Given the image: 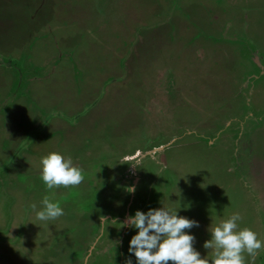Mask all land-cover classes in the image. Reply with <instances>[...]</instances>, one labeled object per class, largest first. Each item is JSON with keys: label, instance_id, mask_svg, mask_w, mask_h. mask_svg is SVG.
I'll return each instance as SVG.
<instances>
[{"label": "rangeland", "instance_id": "1", "mask_svg": "<svg viewBox=\"0 0 264 264\" xmlns=\"http://www.w3.org/2000/svg\"><path fill=\"white\" fill-rule=\"evenodd\" d=\"M50 151L78 185L44 186ZM176 200L201 256L234 212L264 245V0H0V264H135L99 216Z\"/></svg>", "mask_w": 264, "mask_h": 264}, {"label": "clouds", "instance_id": "2", "mask_svg": "<svg viewBox=\"0 0 264 264\" xmlns=\"http://www.w3.org/2000/svg\"><path fill=\"white\" fill-rule=\"evenodd\" d=\"M39 174L44 186L53 189L56 186L78 185L82 179V170L73 164L71 157L63 156L56 151H50L39 159ZM128 192L134 191L129 187ZM41 207L29 204L39 221H51L63 215L59 203L50 200L47 195L40 200ZM181 207L176 200L175 207L161 205L148 208L145 211L134 210L124 220L106 219L99 216V231H106L105 221L119 224L120 227L135 229L127 244V252L134 258L135 264H244V255H256L262 246L257 234L248 227H238L241 219L239 213H232L215 223L210 231V238L203 242V247L212 249L210 257L201 256L193 247L194 236L190 231L198 227V221L177 214ZM47 226V225H46ZM208 230V229H207ZM124 264H133L132 258H127Z\"/></svg>", "mask_w": 264, "mask_h": 264}, {"label": "flooded vegetation", "instance_id": "3", "mask_svg": "<svg viewBox=\"0 0 264 264\" xmlns=\"http://www.w3.org/2000/svg\"><path fill=\"white\" fill-rule=\"evenodd\" d=\"M129 214H130V212L125 210L123 213H121L120 215L118 214L117 216L122 217V216H126V215H129ZM117 216H115V217H117Z\"/></svg>", "mask_w": 264, "mask_h": 264}]
</instances>
